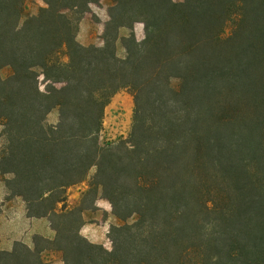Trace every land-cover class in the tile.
I'll return each mask as SVG.
<instances>
[{
	"label": "trees",
	"instance_id": "1",
	"mask_svg": "<svg viewBox=\"0 0 264 264\" xmlns=\"http://www.w3.org/2000/svg\"><path fill=\"white\" fill-rule=\"evenodd\" d=\"M25 1L0 0V175L56 236L15 243L0 264H44L46 251L64 264H264V0H114L103 47L77 41L102 0H43L26 18ZM122 90L131 134L101 146ZM93 168L84 200L125 223L111 251L81 234L83 210H57Z\"/></svg>",
	"mask_w": 264,
	"mask_h": 264
},
{
	"label": "rangeland",
	"instance_id": "2",
	"mask_svg": "<svg viewBox=\"0 0 264 264\" xmlns=\"http://www.w3.org/2000/svg\"><path fill=\"white\" fill-rule=\"evenodd\" d=\"M176 3H183L185 0H174ZM114 5V0H102L98 5H92L89 13L78 20L77 41L84 45L104 46V30L106 23L110 20L109 9ZM46 4L43 0H26L24 6L25 18L37 15ZM70 16L71 13L67 12ZM127 31H122L121 36H126ZM135 34L139 41L144 39V27L139 24L135 28ZM118 55L125 57L126 52L117 47ZM58 58L67 63L68 56L65 50ZM13 74L11 68H4L1 76L4 79ZM46 83L44 78H40V87L44 91ZM135 103L134 97L128 90H122L116 94L106 108L104 118V129L100 136V145L106 146L119 140H127L132 131ZM58 122V111H53L48 117L47 123L55 125ZM5 144L3 137V126L0 125V151ZM96 173L93 168L89 172L86 182L73 186L67 190L66 202L58 205V212L74 209L83 210L84 224L81 234L89 241L104 246L107 250H112L110 231L113 226L125 224L113 215L111 204L104 199H99L96 204H91L84 200V193L89 188V184ZM0 175V251H11L17 242H22L33 247L34 238L42 236L53 240L56 232L53 230L48 218L33 219L26 218V204L19 198H12L5 186V179ZM135 218L128 221L134 223ZM43 245V244H42ZM44 264H63L62 254L54 251H46L43 255Z\"/></svg>",
	"mask_w": 264,
	"mask_h": 264
},
{
	"label": "crops",
	"instance_id": "3",
	"mask_svg": "<svg viewBox=\"0 0 264 264\" xmlns=\"http://www.w3.org/2000/svg\"><path fill=\"white\" fill-rule=\"evenodd\" d=\"M26 218L29 219V218H28V215H26ZM43 255H44V253H43ZM42 258H43V256H42ZM44 263H45V262H44ZM57 264H59V263H57ZM60 264H62V263H60ZM63 264H64V262H63Z\"/></svg>",
	"mask_w": 264,
	"mask_h": 264
}]
</instances>
